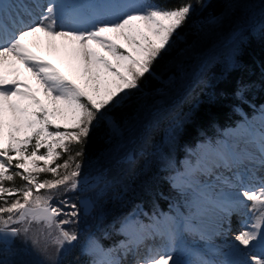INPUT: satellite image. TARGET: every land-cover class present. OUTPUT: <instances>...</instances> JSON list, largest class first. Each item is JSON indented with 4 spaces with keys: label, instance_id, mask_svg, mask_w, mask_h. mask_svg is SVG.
<instances>
[{
    "label": "snow or ice",
    "instance_id": "obj_1",
    "mask_svg": "<svg viewBox=\"0 0 264 264\" xmlns=\"http://www.w3.org/2000/svg\"><path fill=\"white\" fill-rule=\"evenodd\" d=\"M58 7L63 6L51 0L35 20L15 26L20 13L11 28L0 21V239L21 234L31 238L47 255L49 264H56L54 256L78 238L76 231L66 227L75 223L77 204L61 200L70 209L65 211L53 201L61 189L65 193L77 189L80 158L93 123L102 110L120 103L129 91L139 87L141 78L170 46L191 12L190 3L176 7L129 5L108 19L66 27L58 23ZM39 33L49 38L51 48L57 47L58 39L73 46L70 57L81 80L31 50L26 41ZM117 39L123 43H116ZM17 62L31 73L35 87L20 78ZM40 91L43 100L37 95ZM57 116L71 120L64 131L59 124L55 131L49 130ZM259 142L264 161V130ZM41 148L45 151L38 154ZM11 153H16L15 158ZM62 153L66 158L60 163ZM17 177L22 181L19 185L15 183ZM246 203L250 204L252 221L233 238L242 246L243 251L234 245L244 259L224 264H264V176L255 184L241 181L235 200L218 207L228 211ZM34 225L39 226L38 232H33ZM157 231L169 244L173 242L171 225ZM142 234L143 229L130 233L131 242H138ZM257 245L255 254L248 256ZM140 264L177 262L168 250Z\"/></svg>",
    "mask_w": 264,
    "mask_h": 264
},
{
    "label": "trees",
    "instance_id": "obj_2",
    "mask_svg": "<svg viewBox=\"0 0 264 264\" xmlns=\"http://www.w3.org/2000/svg\"><path fill=\"white\" fill-rule=\"evenodd\" d=\"M236 1L141 0L145 6L176 7L190 3L191 12L174 34L170 46L153 62L151 71L141 78L139 87L129 91L120 103L102 110L85 139L80 158L81 171L84 172L96 166L95 163L107 150L111 138L108 119L122 127L143 114L146 107L157 99L167 98V102H171L164 109L167 112L151 119L150 131L148 129L137 144L140 149L124 160L117 189L111 195L116 198L105 201L109 217L96 230V237L105 250L114 248L122 241L123 236L117 230L118 224L121 219L135 212L133 220L136 224L154 221L169 212L179 214V210L187 215L196 214L199 202L204 198L197 196L195 204L186 208L183 201L191 198V194L180 192L173 181L187 172L189 167L195 166L197 159L203 160L197 148L199 142L217 147L222 141L229 143V133L235 135L237 131L263 129L257 127V122L264 119V0H239L247 1L246 7L250 4L245 13L251 10L258 13L254 23L247 29L235 28L232 37L219 43L226 44V53L209 54L198 61L199 71L194 84L188 92L185 93L184 89L177 101L173 99L177 89L184 88L183 83L188 78V75L179 76V71L193 63V57L199 54L195 53L198 49L193 44L198 39V33L204 25H209L210 21L221 16L230 2L235 4ZM224 24L220 25L219 31ZM211 29L216 31L217 27ZM217 37L212 38L211 42H215ZM187 52H190L189 56H185ZM228 53L234 59L232 63H229ZM181 56L183 58L180 60ZM56 122L59 124L53 121L49 126L50 131L56 130ZM171 129L175 130L176 135L173 140L167 141L166 136ZM60 130L64 131L65 127L60 125ZM44 151L41 148L38 154ZM65 158L66 154L62 153L59 162L62 163ZM90 171L96 172V169ZM15 183L19 185L22 181L17 177ZM53 203L62 205L57 200ZM86 218L93 220L92 216ZM81 244L79 238L77 245L60 256L56 264H89L91 258L78 251ZM9 252H12L11 248L5 250L0 244V264H20L16 260L18 257L13 259V254H7Z\"/></svg>",
    "mask_w": 264,
    "mask_h": 264
},
{
    "label": "rangeland",
    "instance_id": "obj_3",
    "mask_svg": "<svg viewBox=\"0 0 264 264\" xmlns=\"http://www.w3.org/2000/svg\"><path fill=\"white\" fill-rule=\"evenodd\" d=\"M49 2L51 0H25V5L28 7L27 10L20 0H0V10L5 14V18L11 28L13 27L11 22L20 13L21 15L17 17V25L15 26L35 20L41 14L42 7ZM242 2L239 0L235 4L230 2L228 9L221 16L214 18L209 22V25L206 24L202 27L198 33V39L193 43L196 49H198V52L195 53L199 54H195V57H193L195 58L194 62L181 68L178 73L181 77L188 75V78L183 83L184 88L181 87L175 92L173 96L175 101L179 99V94L184 89L186 93L194 84L199 71L197 68L199 67L198 61L206 58L205 56H209V54L214 56L217 53H226L228 51L227 47L225 48L226 44L219 45V43L224 39L232 37L235 28L239 27L240 29L242 27L247 29L252 26L258 13H255L254 10H251L248 14L245 13V9L250 7V4L246 7L247 1ZM56 3L63 6L57 9L58 23H63L66 27L72 24L80 26L90 25L108 19L112 14L119 11H125L129 5H143L140 3V0H56ZM238 5H241L242 8L239 9L240 6ZM222 23L225 24L221 31H219ZM214 27H217L216 31L211 29ZM215 35H218L217 40L211 42L212 38L216 37ZM48 40L49 38L44 36L43 33H39L35 37H29L26 42L29 43L31 50L43 57L44 60L50 61L60 71L71 74L74 78L81 80L80 73L70 57V51L73 46L58 39L56 41L57 47L51 48ZM116 43L120 44L123 41L117 39ZM187 53L185 56L190 55V52ZM182 58L181 56L179 59L181 60ZM227 58L229 63H232L234 60L231 53L227 54ZM15 67L18 69V74L22 80H26L34 87L36 86L35 79L23 64L17 62ZM37 95L42 100L44 99L42 91L38 92ZM169 103L171 102H167V98L157 99L154 104L146 107L144 113H141L142 116H139L140 118L137 115L133 119L134 121L122 127L117 126L111 119H108L111 125V138L108 140L106 152L95 163L97 167H93L96 169V172L90 171L93 168H88L86 172L84 170L81 171L79 177L80 185H78L77 189L66 193L61 189L60 193L56 195L55 200L57 201L66 199L70 203H75L78 197L89 196L93 202V209L88 215H83L81 208L78 206V216L75 219V223L66 226L76 231L78 238L71 244H66L54 256L56 263L60 256L74 245H77L79 238L82 240V244L79 245L78 251L87 254L91 258L89 264H140V261L143 259L168 250L171 251L173 260L177 264H200L201 261H204L202 256H206L208 260L213 262L209 264H224L225 260L238 261L244 259L240 253L236 252L234 247L236 242L233 238L244 225L251 223L253 213L250 204L233 206L228 211L221 210L218 204H231L240 191L241 181L244 184H255L264 176V161H262L261 145L259 142L261 133L258 132V136H256L249 130L237 131L235 135L229 133L230 139L228 140V144L232 145L240 154L244 168L242 166L229 167L233 164L229 159L235 154L223 141L218 145L223 155H220L216 147H211L207 142L198 143L197 148L200 149V157L203 160L197 159L195 166L189 167L183 175L175 177L173 182L180 192L191 194V198H185L183 201L186 208L192 207L195 204L197 196L204 199L199 202V210L196 211L194 216L180 212L182 215L185 214V217L181 215V219L175 223H173L174 220L170 223L172 219L165 217L166 226L171 225L175 231V237L171 244H169L165 235L160 237L161 243L158 242L155 236L159 232H155L149 226V229L143 231L142 238L134 243H143V248L146 250L143 255L135 245L131 248L123 245L121 253L118 252L120 250L118 248L104 251L99 245L96 230L99 228L101 222L109 217L105 209V201L110 200V198H116L111 195L117 189L116 186L121 178L120 170L122 169L124 160L131 157L134 152L140 149L137 147V144L142 141L145 132L148 129V132L150 131L152 127L151 119L159 115V113L167 112L164 109ZM162 117L160 116V118ZM175 118L176 116L172 120ZM55 120L63 127L71 124L70 119L60 116L55 117L53 121ZM257 125L264 128V119L258 121ZM175 135V130L171 129L167 133L166 140H173ZM254 137H256V140H254ZM11 155L15 156L16 153H11ZM228 173H231V175ZM92 174L98 175L100 178V182L96 186H90V184L86 183V180ZM60 207H63L65 211H70L64 205H60ZM135 214L136 212L121 219L117 230L131 237L130 233L137 229L132 222ZM87 216H92L93 220L87 219ZM60 218L64 219L65 217L61 216ZM188 219L193 222L195 221L196 225L186 221ZM183 223L187 228L186 230L180 229ZM141 225H139V228ZM155 228L163 229L164 227L158 224ZM38 231L39 226L34 225L33 232ZM0 241L9 244L12 252L7 254H13V259L18 257L16 260L18 259L19 261H17L20 264H49L47 255L37 246L33 245L31 238H26L23 234L17 237H5L0 239ZM41 243H43V240H41ZM155 245L159 246V251H156ZM236 246L241 247L243 251L242 246ZM258 247L257 245L256 249L248 251V256L255 254ZM30 250L32 252L28 258ZM188 251L191 252L190 255H188Z\"/></svg>",
    "mask_w": 264,
    "mask_h": 264
},
{
    "label": "water",
    "instance_id": "obj_4",
    "mask_svg": "<svg viewBox=\"0 0 264 264\" xmlns=\"http://www.w3.org/2000/svg\"><path fill=\"white\" fill-rule=\"evenodd\" d=\"M100 181V178L97 176H92L90 179V182L92 186L96 185L98 182ZM79 184V183H78ZM78 205L81 207L82 213L84 215H87L90 213V211L93 208V203L90 200V198L88 196H83V197H79L78 200Z\"/></svg>",
    "mask_w": 264,
    "mask_h": 264
}]
</instances>
